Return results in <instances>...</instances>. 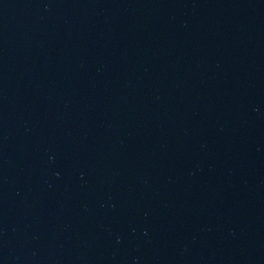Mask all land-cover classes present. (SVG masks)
Segmentation results:
<instances>
[{"label":"water","instance_id":"95a60500","mask_svg":"<svg viewBox=\"0 0 264 264\" xmlns=\"http://www.w3.org/2000/svg\"><path fill=\"white\" fill-rule=\"evenodd\" d=\"M0 264H264V0H0Z\"/></svg>","mask_w":264,"mask_h":264}]
</instances>
